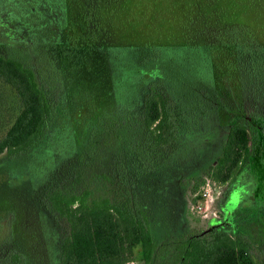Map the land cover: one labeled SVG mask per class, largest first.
Returning <instances> with one entry per match:
<instances>
[{"label":"trees","instance_id":"16d2710c","mask_svg":"<svg viewBox=\"0 0 264 264\" xmlns=\"http://www.w3.org/2000/svg\"><path fill=\"white\" fill-rule=\"evenodd\" d=\"M263 3L0 0V80L20 106L0 137V185L15 194L0 198V221L9 227L1 264H257L251 250L264 245V214L260 222L255 209L264 205V111L250 112V122L246 110L217 99L228 134L193 188L241 167L252 201L235 209L234 227L209 232L156 231L133 176L123 173L132 146L122 138H134L147 159L136 165L152 171L153 156L175 141L174 105L179 116L210 109L199 91L214 88L216 56L232 57L249 86L263 85L264 28L253 22ZM123 75L145 86L117 104ZM60 116H72V126H60ZM57 141L69 151L62 166Z\"/></svg>","mask_w":264,"mask_h":264},{"label":"rangeland","instance_id":"374dc122","mask_svg":"<svg viewBox=\"0 0 264 264\" xmlns=\"http://www.w3.org/2000/svg\"><path fill=\"white\" fill-rule=\"evenodd\" d=\"M256 8V7H255ZM260 9V7H257ZM251 10L252 12L258 11V9ZM262 11L257 13V17L253 19V22L256 24H259L264 28V3L261 8ZM257 30V29H256ZM215 63V71L217 73V78L214 83H212L213 89L208 87H202L203 95L207 97L209 101L210 109L203 114L202 116H179L178 113L181 112L178 110V106L173 107V113L178 116V124H177V131H176V137L175 141L172 143V146H168L164 151L160 153L158 156L156 167L146 173H142V165H136L137 158L143 159L144 163H147V159L143 157L139 149L137 148L136 141L134 143V138H128L125 136V138H122V141L126 143V145L132 146L130 149H128L130 152L126 155V160L124 161L123 167H125L126 174H131L133 176V184L135 185L136 194L137 197H149L148 194V186L153 181L159 180L162 181V177H165L168 181L167 183L175 181V178L178 175L176 169L174 171V166L172 163H169V158H172V155L180 154L181 149L184 148V151L189 150L193 145L197 146L200 151L207 150L209 155V161L211 162L214 160L218 154V144L221 145L225 136H226V129H227V123H226V116L221 115V111L217 108L218 100H223L227 103V106L229 107V110H238L243 108V110H246L248 113V117L251 118L250 112H262L264 111V83L262 85L261 82H257L254 87L248 85V78L246 80H240V71L235 67V63L232 57L228 56L227 54L216 56L214 59ZM126 76L123 75V80H120V82L116 83V90L115 91V102L117 104H122L124 101H122L123 97L124 99L126 96H131L133 94H136V91L138 90V87H144L145 83H139L135 86H131L132 83L126 82ZM132 90V91H131ZM57 95V93H56ZM218 99V100H217ZM263 99V100H262ZM241 105V106H240ZM256 108V109H255ZM207 109V108H206ZM20 110L19 102L17 99V96L14 92V90L3 83L0 80V137H2L8 127L12 124L15 117L17 116L18 112ZM250 115V116H249ZM66 117V118H65ZM201 117V119H200ZM80 120H86L88 119L86 116H79ZM64 119V120H63ZM69 119V120H68ZM198 119L201 123L199 126L201 127L199 130L202 131V133H196V134H204L196 135V134H186L190 129L188 128V125H191L190 120ZM61 125L65 124L67 127L72 126V116H60ZM59 121V122H60ZM189 123V124H188ZM217 124V128H219L218 134L221 133L219 137L215 139H211V136L214 137L216 134L215 127ZM246 125V123H245ZM186 126V129H185ZM194 126V124H193ZM62 128V127H61ZM154 128V126H153ZM60 129V128H59ZM56 128V130H59ZM70 131L71 128H68ZM199 131V132H200ZM155 130V135L156 134ZM219 138V139H218ZM62 140V139H61ZM205 140L210 141L211 146L214 145L217 146V149H215V152L213 151V148L208 145L207 148L202 144V141ZM63 142H56V145L53 146V151L55 155H57L61 161L59 162V166H62V164L66 161L69 157V151L64 150L65 146H62ZM177 152V153H176ZM169 157V158H168ZM153 160V159H152ZM168 163H165L166 161ZM210 162L208 166L204 165V172L209 168ZM105 167L109 165V162H104ZM207 163V164H208ZM168 166H167V165ZM179 168H182L179 166ZM241 167H238L232 174V178L238 177L240 174H242ZM128 171V172H127ZM177 172V173H176ZM129 174V175H130ZM200 174V173H198ZM203 175V174H202ZM243 175V174H242ZM175 177V178H173ZM126 179L127 176H124L123 179ZM230 180V179H229ZM215 181V182H214ZM217 181V182H216ZM177 182V181H176ZM179 182V181H178ZM241 182V181H238ZM14 183V182H13ZM122 184V189L124 188L123 182H120ZM216 183V184H215ZM0 184H2V180H0ZM215 186L216 194H214V200L218 198V192L222 191L224 188H226L225 184L226 182H219V180H215L213 177L207 178L205 182L199 186V188L196 190V188H193L192 182L190 180H185L180 186V194L179 198H175L174 201H172L171 206V213L168 214V225L164 224L166 227L171 226L169 229H163L171 235H191V234H197L200 233L206 225L209 223L203 220H200L204 218V216L211 214V212L214 209V201L210 199V196L208 197V200L204 202L203 200H200L199 194L203 192L205 188H207L210 191L212 190L210 187ZM137 186V187H136ZM121 187V185H120ZM152 188V187H151ZM178 189V188H175ZM177 191V190H176ZM12 192V191H10ZM9 192V189L7 186H1L0 185V198L5 197L6 195L14 196ZM142 194V195H141ZM19 197L20 193H19ZM28 197V196H27ZM251 194L249 191H246V189L239 190L238 192H235L230 200V204L233 205V208H240L246 205L248 201H252ZM199 198V200H198ZM194 199V200H193ZM197 199V200H196ZM197 202H196V201ZM181 202V203H180ZM203 203V204H202ZM205 203V204H204ZM198 204H201L203 207L202 211H198V209L195 208ZM213 208V209H212ZM256 216L258 217L259 221H262V215L264 214V205L256 203L255 205ZM165 210V207L163 206V212ZM190 211L195 213L198 218L192 216L190 214ZM177 213L181 214V218L184 219V223L182 225H178V218ZM167 214V213H166ZM200 218V219H199ZM173 223V224H172ZM175 227H174V226ZM184 225V226H183ZM175 229V231H174ZM164 232V231H163ZM264 237V230L262 231ZM168 233V234H169ZM9 234V227L7 225V220L3 219L0 221V264L2 262V259L4 258L5 254L7 253V249L9 246L4 243L5 237ZM257 234L255 229L250 231V241L257 239ZM256 242V241H254ZM252 257L255 259L257 264H264V245L261 243H254L252 244V250H251ZM3 263V262H2ZM128 264H142L137 259L132 258L131 261H129Z\"/></svg>","mask_w":264,"mask_h":264},{"label":"flooded vegetation","instance_id":"af4514ba","mask_svg":"<svg viewBox=\"0 0 264 264\" xmlns=\"http://www.w3.org/2000/svg\"><path fill=\"white\" fill-rule=\"evenodd\" d=\"M199 93L201 95H203V91L200 90ZM196 116H202V113H197L195 114ZM186 116V115H185ZM189 116V115H188ZM203 117V116H202ZM240 117V116H238ZM238 117H235V122H239L240 118L238 119ZM250 122H251V118L250 117H246ZM201 119V117H200ZM160 118H158L154 123L153 126L156 127V125L159 123ZM191 125H188V128L190 129V131H188V134H196L198 133H202V131H200L199 129L201 128L199 126V124L201 123L200 121H198V119H192L190 120ZM241 122V121H240ZM194 124V126H193ZM152 126V127H153ZM186 127V126H185ZM219 128H217V124L215 127V132L216 134L214 135V137L211 136V139H215L219 137L221 135L218 134ZM200 131V132H199ZM158 132V131H156ZM226 134H228V129H226ZM196 135H201L203 136L204 134H196ZM219 139V138H218ZM210 141L205 140L204 142L202 141V144L207 148V146L209 145L210 148H213L212 152H215L218 146V150L219 152L221 151L222 148V144L221 145H217L215 144L214 141V145H217L214 147L211 146L212 143H210ZM181 153L180 154H175L172 155V159L171 161H169V163H172V165L174 166V171L176 169V172L178 175H176L177 177H173L175 178V181L167 183L168 181L166 180V176L162 177V181L156 180L153 181L151 184H149L148 186V194L149 197H137L138 200H140L141 202V208L142 209H151L152 213H153V225L156 229V231H160V229H169L171 226L166 227L164 224L168 225L169 223V219H168V214L171 213V206H172V201H174L175 198H179V194H180V186L183 187L181 185V182L183 183V181L185 180H190V182L194 181V178L198 175V173H200V175L205 174L204 172V165L208 166L210 162L209 161V153L207 152V150H201V148L199 149L196 145L192 146L189 150L184 151V148L181 149ZM177 153V152H176ZM158 156L159 154H155L153 156V160H152V168L154 169L156 167L157 164V160H158ZM177 157V160H175L174 158ZM168 161V160H167ZM168 163V162H167ZM208 163V164H207ZM214 164L215 160H212L210 162V164ZM141 165H143V161L141 162ZM179 166H181L182 168H179ZM206 172V171H205ZM242 174H240L238 177H230L228 179H226L225 181H219V182H226L225 186L226 188H224L222 191H219L218 193V198L214 200V194H216L215 191V186L214 184L212 185L213 187H210L212 190L209 193L210 199H212V201H214L213 203L215 204L213 207V211L211 212V214H208L206 216H204V218L200 219L203 221L208 222L209 224L206 225L204 227V229L201 231L203 232H209V231H213L216 229H220L223 227H234V212L235 209L233 208V205L230 204V200L232 195L235 192H238L239 190H243L245 189L244 185H245V175H244V171L241 172ZM230 179V180H229ZM177 181V182H176ZM179 181V182H178ZM241 181V182H238ZM125 182V181H123ZM215 182V181H214ZM217 182V181H216ZM124 184V183H123ZM216 184V183H215ZM152 187V188H151ZM175 188H178L175 190ZM142 195V194H141ZM159 200L158 205L156 204V201ZM194 200V199H193ZM181 203V202H180ZM163 206L165 207L164 210V215H159L158 212L160 211L161 208H163ZM161 213V211H160ZM167 213V214H166ZM192 213V214H191ZM172 214V213H171ZM190 214L196 218L197 215L193 212L190 211ZM177 218H178V225H182V223H184V219L181 218V214L177 213ZM173 224V223H172ZM174 226V225H173ZM184 226V225H183ZM175 227V226H174ZM175 231V229H174Z\"/></svg>","mask_w":264,"mask_h":264},{"label":"built area","instance_id":"2783aa9c","mask_svg":"<svg viewBox=\"0 0 264 264\" xmlns=\"http://www.w3.org/2000/svg\"><path fill=\"white\" fill-rule=\"evenodd\" d=\"M204 191L201 192L199 194V198L200 200H203L204 202H206V200H208V197H209V190L207 188L203 189ZM198 198V200H199ZM197 200V199H196ZM195 200V201H196ZM197 202V201H196ZM203 204V203H202ZM205 204V203H204ZM196 209H198V211H202L203 210V207L201 204H198L197 206H195Z\"/></svg>","mask_w":264,"mask_h":264}]
</instances>
